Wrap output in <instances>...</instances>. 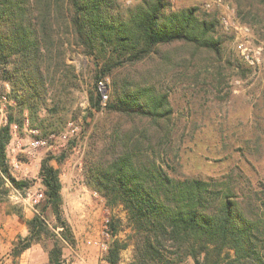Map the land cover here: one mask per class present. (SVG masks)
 Masks as SVG:
<instances>
[{"label":"trees","instance_id":"1","mask_svg":"<svg viewBox=\"0 0 264 264\" xmlns=\"http://www.w3.org/2000/svg\"><path fill=\"white\" fill-rule=\"evenodd\" d=\"M222 27L217 12L175 7L170 0H0V94L13 101L0 125V202L11 188L30 185L11 170L13 125L22 129L28 120L36 138L45 139L84 110V121L94 122L83 154V183L111 211L122 207L130 226L122 237V218L109 217L106 264H122L129 246L128 264H264V182L246 193L235 170L194 176L170 169L176 124L168 82L196 81L211 68L217 82ZM73 53L95 63L86 108L76 104L81 76L70 61ZM103 77L111 78L109 99L95 119L101 110L96 81ZM68 152L41 160L43 198L25 219L28 233L11 249L14 261L40 243L50 264H63L64 248L77 242L62 192L60 166Z\"/></svg>","mask_w":264,"mask_h":264},{"label":"rangeland","instance_id":"2","mask_svg":"<svg viewBox=\"0 0 264 264\" xmlns=\"http://www.w3.org/2000/svg\"><path fill=\"white\" fill-rule=\"evenodd\" d=\"M136 1L120 0L123 4ZM170 1L175 7L196 5L202 12H217L219 17L225 13L223 7L215 5L207 9L204 6L207 0ZM224 2L235 9L237 20L250 28V34L245 37L238 30L236 34V29L227 31L221 28L224 41L223 71L217 82L212 78V68L203 69L196 81L168 82L176 124L175 147L169 163L171 172L180 175L220 176L230 170L238 171L242 176L241 187L249 193L264 182V49L260 64L249 66L241 57L237 41L238 37L247 38L252 48L259 45L264 47V5L252 6L239 0ZM70 61L76 64L81 76L76 104L86 108L89 105L88 90L95 84V63L91 58L77 53L70 56ZM12 103L9 97L6 102L0 103V125L6 123ZM85 114L84 110H78V118L70 121L79 127L77 131L72 132L68 122L63 131L45 138L47 143L44 145L32 144L38 139V130L37 133L31 132L28 120L22 129L13 125V138L7 150L11 170L17 178L29 180L30 185L23 190L11 188L0 202V233L5 230V225L9 226L10 231L4 236L0 247V264H9L6 254L13 242L11 239L16 231L20 235L26 215L34 211L43 198L38 172L42 158L48 153L69 151L67 159L60 166L62 192L65 212L77 242L64 248L63 264H75L80 254L85 255V264H104V254L94 241L102 238L105 222L113 213L122 218V237L130 232L123 208L115 207L111 211L103 198L83 183V154L87 134L94 122L92 117L85 122ZM102 115L103 111H96L94 118ZM15 162L17 167L14 166ZM53 163L56 164L54 160ZM50 218H53L52 215ZM131 258L132 246H129L123 251L122 264L129 263ZM185 264L194 262L189 259Z\"/></svg>","mask_w":264,"mask_h":264},{"label":"built area","instance_id":"3","mask_svg":"<svg viewBox=\"0 0 264 264\" xmlns=\"http://www.w3.org/2000/svg\"><path fill=\"white\" fill-rule=\"evenodd\" d=\"M223 7L225 9V13H223L220 18L222 21L223 28L227 31H230L232 29H236V34L238 31L240 33H244V36L250 34V28L246 25H242L236 18L235 9L231 6L225 4L224 0H207L204 3V6L207 9H212L214 7ZM238 30V31H237ZM243 36V37H244ZM237 47L241 54V57L244 59V61L249 66H257L260 64L263 54L264 47L262 45H259L255 48H252L248 45V39L247 38H240L238 37L237 41ZM110 85H111V79L110 77H103L99 78L96 81V88L100 94V105H101V111L106 106L108 99H109V91H110ZM8 100L7 94H0V103L6 102ZM71 131L75 132L79 129L77 125L74 126L73 122H70ZM17 126L14 125V128ZM31 132L37 133L36 129H30ZM67 135V133L65 134ZM47 143L46 139H36L32 142L33 145L40 144L44 145ZM14 166H18L17 162L14 163ZM38 201V200H37ZM108 221L109 218L105 222V226L102 230V238L97 239L94 241V244L97 245L98 248L102 251L103 254L106 253L109 247V241H110V232L108 228ZM104 257V256H103ZM103 263L106 264L105 259L103 258Z\"/></svg>","mask_w":264,"mask_h":264},{"label":"crops","instance_id":"4","mask_svg":"<svg viewBox=\"0 0 264 264\" xmlns=\"http://www.w3.org/2000/svg\"><path fill=\"white\" fill-rule=\"evenodd\" d=\"M36 209L34 208V211L27 214L26 217L30 218L34 215ZM9 226L5 225V230L1 231L0 236L3 238H0V247L2 242L4 241V236L7 235L6 233H10ZM15 236L11 239L13 242H11L10 250H8L6 256L7 261L9 264H50L49 261V255L48 252L45 250V248L40 243H35L28 249H26L19 257L16 258V261H14L13 256L11 255V249L16 242V239L18 237L17 231L15 232ZM28 233L27 225L24 221V225L21 228L20 235L25 236ZM69 246V245H68ZM123 254V252H122ZM87 262L85 255L80 254L77 256L76 263L75 264H85ZM128 264V263H127Z\"/></svg>","mask_w":264,"mask_h":264}]
</instances>
